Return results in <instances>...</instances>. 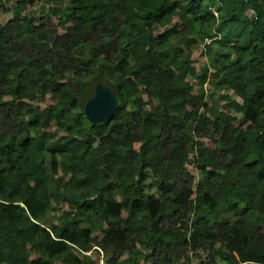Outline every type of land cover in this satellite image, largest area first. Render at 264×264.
<instances>
[{
    "label": "trees",
    "instance_id": "16d2710c",
    "mask_svg": "<svg viewBox=\"0 0 264 264\" xmlns=\"http://www.w3.org/2000/svg\"><path fill=\"white\" fill-rule=\"evenodd\" d=\"M53 2L0 24V264H264V0Z\"/></svg>",
    "mask_w": 264,
    "mask_h": 264
},
{
    "label": "rangeland",
    "instance_id": "374dc122",
    "mask_svg": "<svg viewBox=\"0 0 264 264\" xmlns=\"http://www.w3.org/2000/svg\"><path fill=\"white\" fill-rule=\"evenodd\" d=\"M19 1H22V0H9V1H3L2 0V1H0V6H2L3 9H6V10L8 9V12H4L0 8V24L6 22L7 20H9L11 18V15H12L11 11H13V9L16 7V5ZM30 1H31V4L26 6V8L22 9V13L24 15L39 16V15H43V14H49V10L54 9L57 16H59L64 10L63 6H61V8H60L59 5H57L53 2V0H30ZM193 60H194V64L196 67H197L198 63H202V64L205 63V59L202 58L200 55V50L193 53ZM93 89H94V85H92L91 95L93 94ZM211 93L215 94V97L213 98V100H217L218 104L223 103V101H221L218 98L219 94L223 93L220 89L213 88ZM209 95H210V93H208V95L206 97L207 103L211 102ZM237 100H239V99H237ZM87 124L89 125L88 122H87ZM188 169L190 171H195L194 165H188ZM147 179H148V181L146 182L145 193L150 194L153 190V185H154V183L152 181V175L148 173ZM126 257H127V255L124 256V258H126ZM218 264H222V263H218Z\"/></svg>",
    "mask_w": 264,
    "mask_h": 264
},
{
    "label": "water",
    "instance_id": "95a60500",
    "mask_svg": "<svg viewBox=\"0 0 264 264\" xmlns=\"http://www.w3.org/2000/svg\"><path fill=\"white\" fill-rule=\"evenodd\" d=\"M116 107V97L113 91L102 83L96 85L94 95L84 106L86 118L92 124L110 120Z\"/></svg>",
    "mask_w": 264,
    "mask_h": 264
},
{
    "label": "clouds",
    "instance_id": "9594fccd",
    "mask_svg": "<svg viewBox=\"0 0 264 264\" xmlns=\"http://www.w3.org/2000/svg\"><path fill=\"white\" fill-rule=\"evenodd\" d=\"M210 12H211V14L212 15H214V16H216V12H215V9H213V8H210ZM98 83H102V82H94V83H92V85H94V89H93V94H92V96L90 97V98H92L93 97V95H94V91H95V88H96V85L98 84ZM104 86H107V85H105L104 83H102ZM107 87H109V86H107ZM110 88V87H109ZM111 89V88H110ZM112 90V89H111ZM114 93V92H113ZM115 95V94H114ZM116 97V96H115ZM89 98V99H90ZM88 99V100H89ZM87 100V101H88ZM86 101V102H87ZM85 102V103H86ZM116 104H117V100H116ZM84 106H85V104H84ZM83 113H84V108H83ZM84 116H85V113H84ZM85 118H86V116H85ZM86 120H87V122L90 124V125H97V124H92L91 122H89L88 121V119L86 118ZM104 123V122H103ZM99 124H101V123H99ZM95 252H97L98 253V255L97 254H95L96 256H95V258H99V260H98V264H104L103 263V255H102V252H101V250L99 249V248H97V247H94L90 252H87L86 253V255H88V256H90V255H92V254H94Z\"/></svg>",
    "mask_w": 264,
    "mask_h": 264
}]
</instances>
